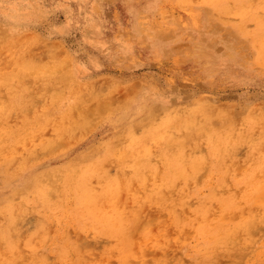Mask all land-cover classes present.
Listing matches in <instances>:
<instances>
[{"label": "rangeland", "instance_id": "obj_1", "mask_svg": "<svg viewBox=\"0 0 264 264\" xmlns=\"http://www.w3.org/2000/svg\"><path fill=\"white\" fill-rule=\"evenodd\" d=\"M0 106V264H264V0H0Z\"/></svg>", "mask_w": 264, "mask_h": 264}, {"label": "bare ground", "instance_id": "obj_2", "mask_svg": "<svg viewBox=\"0 0 264 264\" xmlns=\"http://www.w3.org/2000/svg\"><path fill=\"white\" fill-rule=\"evenodd\" d=\"M58 67H59V66H58ZM39 68H40V67H39ZM40 69H41V68H40ZM34 70H35V69H34ZM37 71H38V70H37ZM37 71H35V72H37ZM50 71H51V70H50ZM39 73H40V72H39ZM53 73H54V72H53ZM66 73H67V72H66ZM16 74H17V73H16ZM37 74H38V73H37ZM67 74H68V73H67ZM14 75H15V74H14ZM25 75H26V74H25ZM56 75H57V74H56ZM68 75H69V74H68ZM20 76H21V75H20ZM65 76L67 77V75H65ZM15 77L17 78L16 75H15ZM22 77H23V76H22ZM29 77H30V76H29ZM38 77H39V76H38ZM46 77H47V76H46ZM51 77H52V76H51ZM53 77H54V76H53ZM2 78H3V77H2ZM30 78H31V77H30ZM43 78H44V77H43ZM36 79H37V78H36ZM65 79H66V78H65ZM65 79H64V80H65ZM20 81H21V80H20ZM57 82H58V81H57ZM59 82H60V81H59ZM4 84H5V83H4ZM15 84H16V83H15ZM10 86H11V84H10ZM14 86H15V85H14ZM15 88H16V87H15ZM4 89H5V88H4ZM8 90H9V89H8ZM4 91H5V90H4ZM22 91H23V90H22ZM2 92H3V91H2ZM11 92H12V87H11ZM12 95H14V94H12ZM3 96H4V95H3ZM1 97H2V96H1ZM4 97H5V96H4ZM13 97H14V96H13ZM15 97H16V96H15ZM20 97H21V96H20ZM4 99H6V98H4ZM2 101H3V100H2ZM100 106H101V105H100ZM0 107H1V106H0ZM101 107H102V106H101ZM101 107H100V108H101ZM105 108H106V107H105ZM151 114H153V113H151ZM151 114H150V115H151ZM150 115H149V116H150ZM150 117H151V116H150ZM199 117H200V116H199ZM202 118H203V117H202ZM202 118H201V119H202ZM147 119H148V118H147ZM217 119H218V118H217ZM181 120H182V119H181ZM220 120H221V119H220ZM140 121H141V120H140ZM143 121H145V120H143ZM143 121H142V122H143ZM142 122H141V123H142ZM143 123H144V122H143ZM178 124H179V123H178ZM180 124H181V123H180ZM183 124H184V123H183ZM195 125H196V123H195ZM193 127H194V126H193ZM182 129H183V128H182ZM131 130H132V129H131ZM131 130H130V132H131ZM188 130H189V129H188ZM126 131H127V130H126ZM192 131H193V130H192ZM220 131H221V130H220ZM127 132H128V131H127ZM127 132H126V133H127ZM184 132H185V131H184ZM186 132H187V131H186ZM124 133H125V132H124ZM189 133H191V131H190ZM121 134H123V133H121ZM220 134H221V133H220ZM224 134H225V133H224ZM128 135H129V134H128ZM222 135H223V134H222ZM227 135H228V134H227ZM117 136H118V135H117ZM123 136H124V135H123ZM131 136H132V135H131ZM231 136H232V135H231ZM113 137H114V136H113ZM165 137H166V136H165ZM221 137H222V136H221ZM115 138H116V137H115ZM126 138H127V137H126ZM131 138H132V137H131ZM131 138H127V139H131ZM167 138H168V137H167ZM172 138H174V136H173ZM226 138H227V137H226ZM236 138H237V137H236ZM104 139H105V138H104ZM139 139H140V138H139ZM105 140H106V139H105ZM105 140H104V141H105ZM112 140L115 141L114 139H112ZM167 140H168V139H167ZM214 140H215V139H214ZM113 141H112V142H113ZM116 141H118V140H116ZM127 141H128V140H127ZM135 141H136V140H135ZM174 141H175V140H174ZM215 141H216V140H215ZM130 142H131V140H130ZM128 143H129V141H128ZM218 143H219V142H218ZM129 144H130V143H129ZM132 144H135V143H132ZM132 144H131V145H132ZM170 144H171V143H170ZM112 145H113V144H112ZM168 145H169V144H168ZM168 145H167V146H168ZM98 146H99V145H98ZM124 146H125V145H124ZM170 146H171V145H170ZM214 146H215V145H214ZM216 146H217V144H216ZM222 146H223V144H222ZM109 147H110V146H109ZM171 147H172V146H171ZM194 147H195V146H194ZM226 147H227V145H226ZM96 148H97V147H96ZM99 148H100V147H99ZM172 148H173V147H172ZM94 149H95V148H94ZM125 149H126V148H125ZM159 149H160V148H158V150H159ZM175 149H177V148H175ZM175 149H174V150H175ZM232 149H233V148H232ZM160 150H161V149H160ZM167 150H169V148H168ZM174 150H172V152H173ZM180 150H181V149H180ZM229 150H230V148H229ZM93 151H94V150H93ZM130 151H131V150H130ZM222 151H223V150H222ZM111 152H112V151H111ZM148 152H150V151H148ZM170 152H171V151H170ZM216 152H217V151H216ZM96 153H97V152H96ZM96 153H95V154H96ZM131 153H132V152H131ZM144 153H145V152H144ZM161 153H162V152H161ZM164 153H166V152H164ZM222 153H223V152H222ZM222 153H221V155H223ZM229 153H230V152H229ZM101 154H102V153H101ZM139 154H140V153H139ZM146 154H147V153H146ZM148 154H149V153H148ZM148 154H147V155H148ZM167 154H168V153H167ZM176 154H177V153H176ZM90 155H91V154H90ZM90 155H89V156H90ZM119 155H120V154H119ZM135 155H136V154H135ZM218 155H219V154H218ZM227 155H228V154H227ZM255 155H256V154H255ZM82 156H83V155H82ZM109 156H110V155H109ZM114 156H115V155H114ZM126 156H127V155H126ZM131 156H132V155H131ZM140 156H141V155H140ZM140 156H139V157H140ZM167 156H168V155H167ZM213 156H215V155H213ZM256 156H257V155H256ZM256 156H255V157H256ZM100 157H101V156H100ZM100 157H99V158H100ZM118 157H119V156H118ZM129 157H130V156H129ZM134 157H136V156H134ZM134 157H133V158H134ZM142 157H143V156H142ZM168 157H169V156H168ZM216 157H217V156H216ZM218 157H219V156H218ZM79 158H81V157H79ZM79 158H78V159H79ZM86 158H87V157H86ZM91 158H92V157H91ZM137 158H138V157H137ZM137 158H136V159H137ZM145 158H146V157H145ZM179 158H180V157H179ZM220 158H221V157H220ZM70 159H71V158H70ZM84 159H85V158H84ZM116 159H117V158H116ZM121 159H122V158H121ZM148 159H149V158H148ZM161 159H162V158H161ZM163 159H164V157H163ZM214 159H215V157H214ZM255 159H256V158H255ZM258 159H259V158H258ZM263 159H264V158H263ZM263 159H262V160H263ZM72 160H73V159H72ZM193 160H194V159H193ZM221 160H222V158H221ZM259 160H260V159H259ZM94 161H95V160H94ZM113 161L115 162V160H113ZM119 161H120V160H119ZM130 161H131V160H130ZM167 161H168V160H167ZM187 161H190V160H187ZM69 162H70V161H69ZM143 162H144V161H143ZM147 162H149V161H147ZM147 162H146V163H147ZM168 162H169V161H168ZM194 162H195V160H194ZM7 163H8V162H7ZM10 163H11V162H10ZM100 163H101V162H100ZM115 163H116V162H115ZM195 163H196V162H195ZM257 163H260V162H257ZM5 164H6V163H5ZM21 164L23 165V163H21ZM24 164H25V161H24ZM63 164H64V163H63ZM66 164H67V163H66ZM76 164H78V163H76ZM91 164H93V163H91ZM120 164H121V163H120ZM127 164H128V163H127ZM127 164H126V165H127ZM133 164H134V163H133ZM138 164H139V163H138ZM7 165H8V164H7ZM136 165H137V164H136ZM148 165H149V163H148ZM148 165H147V166H148ZM165 165H166V163H165ZM186 165H188V164H186ZM98 166H100V165H98ZM149 166H150V165H149ZM135 167H136V166H135ZM56 168H57V167H56ZM62 168H63V166H62ZM92 168H93V167H92ZM98 168H99V167H98ZM163 168H164V167H163ZM163 168H162V169H163ZM187 168H188V167H186V169H187ZM254 168H255V167H254ZM48 169H49V168H48ZM58 169H59V168H58ZM87 169H88V168H87ZM104 169H105V168H104ZM186 169H185V170H186ZM188 169H189V168H188ZM42 170H43V169H41V171H42ZM92 170H94V169H92ZM183 170H184V169H183ZM258 170H259V169H257V171H258ZM16 171H17V170H16ZM46 171H47V170H46ZM50 171H51V170H50ZM84 171H87V170L84 169ZM137 171H138V170H137ZM158 171H161V170H158ZM162 171H163V170H162ZM171 171H172V169H171ZM175 171H176V169H175ZM187 171H188V170H187ZM24 172H25V170H24ZM42 172H44V171H42ZM61 172H62V171H61ZM91 172H92V171H91ZM93 172H94V171H93ZM150 172H152V171H150ZM180 172H182V171H180ZM255 172H256V171H255ZM9 173H10V171H9ZM16 173H17V172H16ZM35 173H36V172H35ZM35 173H34V174H35ZM39 173H40V172H39ZM50 173H51V172H50ZM89 173H90V172H89ZM161 173H162V172H160V175H161ZM163 173H164V172H163ZM34 174H33V175H34ZM42 174H43V173H42ZM45 174H47V173L45 172ZM45 174H43V175H45ZM48 174H49V173H48ZM85 174H87V172H86ZM138 174H139V173H138ZM183 174H184V173H183ZM189 174H191V173H189ZM254 174H255V173H254ZM35 175H36V174H35ZM38 175H40V174H38ZM99 175H100V173L98 174V176H99ZM165 175H166V174H165ZM184 175H185V174H184ZM82 176H83V175H82ZM82 176H81V177H82ZM108 176H110V174H109ZM108 176H107V177H108ZM111 176H112V175H111ZM138 176H139V175H138ZM36 177H37V176H36ZM40 177H42V176H40ZM47 177H48V176H47ZM59 177H60V174H59ZM141 177H142V176H141ZM159 177H160V176H159ZM165 177H166V176H165ZM180 177H181V176H180ZM184 177H185V176H184ZM38 178H39V177H38ZM78 178H79V177H78ZM109 178H110V177H109ZM45 179H46V178H45ZM106 179H107V178H106ZM106 179H105V180H106ZM33 180H34V179H33ZM36 180H37V178H36ZM41 180H42V179H41ZM41 180H40V181H41ZM80 180H81V179H80ZM169 180H170V178H169ZM169 180H168V181H169ZM184 180H185V179H184ZM38 181H39V180H38ZM38 181H37V182H38ZM40 181H39V182H40ZM35 182H36V181H35ZM41 182H42V181H41ZM84 182H85V181H84ZM110 182H111V181H110ZM108 183H109V182H108ZM111 183H112V182H111ZM111 183H110V184H111ZM114 183H115V182H114ZM34 184H35V183H34ZM112 184H113V183H112ZM45 185H46V184H45ZM45 185H44V186H45ZM57 185H58V184H57ZM62 185H63V184H62ZM47 186H48V185H47ZM53 186H55V184H53ZM109 186H110V185H109ZM112 186H113V185H112ZM57 187H59V186H57ZM107 187H108V186H107ZM35 188H36V187H35ZM109 188H110V187H109ZM111 188H112V187H111ZM51 189H52V188H51ZM41 190H42V189H41ZM48 190H49V189H48ZM108 190H109V189H108ZM44 191H45V190H44ZM51 191H52V190H51ZM42 192H43V191H42ZM55 192H56V191H55ZM18 194H19V193H18ZM51 194H52V193H51ZM11 195H12V193H11ZM46 195H47V194H46ZM52 195H53V194H52ZM57 195H58V194H57ZM16 197H17V196H16ZM41 197H42V196H41ZM212 197H214V196H212ZM39 198H40V197H39ZM54 198H55V197H54ZM210 198H211V197H210ZM10 199H11V198H10ZM43 199H44V198H43ZM50 199H51V198H50ZM6 200H7V199H6ZM15 200H16V199H15ZM21 200H22V199H21ZM40 202H41V201H40ZM42 202H44V201H42ZM10 203H11V202H10ZM14 203H15V202H14ZM4 204H5V202H4ZM4 204H3V205H4ZM40 204H41V203H40ZM14 205H17V204H14ZM14 205H13V206H14ZM47 205H48V204H47ZM4 206H5V205H4ZM8 206H9V205H8ZM8 206H7V207H8ZM5 207H6V206H5ZM51 207H52V206H51ZM11 209H12V207H11ZM12 210H13V209H12ZM12 210H11V211H12ZM9 211H10V210H9ZM9 211H8V212H9ZM0 213H1V212H0ZM6 213H7V212H6ZM10 214H11V212H10ZM11 215H12V214H11ZM16 215H17V214H16ZM259 216H261V215L259 214ZM15 217H18V216H15ZM9 221H10V220H9ZM13 221H14V220H13ZM5 222H6V221H5ZM9 223H10V222H9ZM9 223L7 222L6 224H9ZM9 225H11V224H9ZM12 225H13V224H12ZM217 225H218V224H217ZM232 225H233V223H232ZM7 226H8V225H7ZM234 226H235V225H234ZM11 227H12V226H11ZM213 227H214V226H213ZM222 227H223V226H222ZM226 227H227V226H226ZM232 227H233V226H232ZM249 227H250V226H249ZM0 228H1V227H0ZM205 228H206V227H205ZM208 228H209V227H208ZM214 228H215V227H214ZM216 228H218V227H216ZM206 229H207V228H206ZM204 230H205V229H204ZM208 230H209V229H208ZM1 231H2V230H1ZM209 231H210V230H209ZM212 231H213V229H212ZM216 233H217V231H216ZM216 233H215V234H216ZM226 239H227V238H226ZM148 262H149V261H148ZM144 263H145V262H144ZM144 263H143V264H144ZM206 264H207V263H206Z\"/></svg>", "mask_w": 264, "mask_h": 264}]
</instances>
